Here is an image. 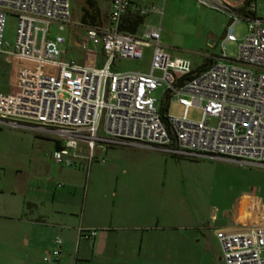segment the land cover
<instances>
[{"label": "built area", "instance_id": "1", "mask_svg": "<svg viewBox=\"0 0 264 264\" xmlns=\"http://www.w3.org/2000/svg\"><path fill=\"white\" fill-rule=\"evenodd\" d=\"M194 1L228 16L219 40L220 60L198 70L165 50L159 23L142 21L139 33L121 27L129 9L142 17L149 12L160 16L162 5L109 0L105 21L79 24L81 35L72 43L82 52L77 61L65 55L62 34H48L52 22L59 30L68 22L69 0H0V53L11 63L9 88L0 91V123L55 135L49 156L59 165L80 159L89 165L93 158L103 160L96 156L97 148L128 144L264 166V15H255L254 1L244 11L222 0ZM7 14L16 17L11 48L3 34ZM240 19L246 22V33L235 56L228 57L223 44L234 40L232 26ZM146 46L151 48L147 71L112 69L114 59H139ZM159 87L164 97L182 106L179 117H161L152 94ZM191 105L201 109L198 120L185 117ZM207 117L215 118V125L207 124ZM261 205L254 204L255 222L215 230L225 264H264ZM93 233L78 227L84 238ZM52 242L42 260L60 264L61 239L54 236Z\"/></svg>", "mask_w": 264, "mask_h": 264}, {"label": "rangeland", "instance_id": "2", "mask_svg": "<svg viewBox=\"0 0 264 264\" xmlns=\"http://www.w3.org/2000/svg\"><path fill=\"white\" fill-rule=\"evenodd\" d=\"M222 1L233 8L244 3V0ZM248 1L257 3V14L264 15V0ZM96 5L104 21L108 2L96 0ZM83 6L84 0H69L68 22L60 30L57 23L52 22L48 31L49 36L59 33L67 39L65 55L73 56L77 61L82 58V52L72 43L74 38L81 35L79 17ZM148 19L155 20L154 16L145 17V20ZM227 21V14L215 7L197 4L194 0H164L160 17V42L168 53L188 59L193 67L203 60L204 55L219 54V40ZM15 26L16 17L7 14L3 34L8 41V48L12 47ZM140 30L141 26L137 32ZM245 33L246 22L240 19L232 26L234 40H227L223 44L226 56H235ZM211 34L215 37L212 38ZM210 38L213 39L211 45L208 44ZM3 57L0 53V91H7L10 65ZM224 62L230 64L228 60ZM112 66L116 70L144 68V58L115 59ZM162 93L160 87L152 91L156 107L162 102ZM166 113L179 117L182 106L173 98H168ZM200 116L199 106L187 107L186 119L195 121ZM206 122L215 125L216 119L207 117ZM54 136L28 127L0 123V178L8 181L28 178L29 186L31 179L32 187L41 190L42 181H45L48 193L56 182L62 184L58 189L64 188L65 182H71L75 185L74 200L79 201L78 205L86 194L92 197V204L112 207L109 196L104 198L101 194L114 190V208L133 209L139 206L151 214L160 215L159 223L189 226L182 233L211 243L214 241L211 231L204 226L211 212L215 215L211 225L216 226L221 223L223 213L233 212L237 205L251 204L264 196L263 165L174 155L160 149L143 152L132 150L125 144H108L102 153V161L93 158L91 164L87 165L83 161L81 166L77 160L73 164H78L81 172H73L65 165L54 163L48 156V150H51L49 138ZM77 151L84 153L82 147H78Z\"/></svg>", "mask_w": 264, "mask_h": 264}, {"label": "crops", "instance_id": "3", "mask_svg": "<svg viewBox=\"0 0 264 264\" xmlns=\"http://www.w3.org/2000/svg\"><path fill=\"white\" fill-rule=\"evenodd\" d=\"M132 1L139 5L158 2L157 5L160 6L163 5L164 0ZM107 2L109 9V0ZM247 4L243 3L232 8L238 11V8L242 7L244 11ZM256 10L255 15L259 16ZM147 16H154L155 20H145ZM160 17L158 13L149 12L142 21L160 25ZM100 21H102L101 18ZM211 37L214 38L215 35L211 34ZM212 38L208 40L210 45L213 43ZM67 42L66 39L65 48ZM150 50L149 46L144 47L141 57L134 59L144 58V68L137 69L147 71ZM218 55L214 53L204 55L203 60L192 68L198 70L206 67L213 61L220 60ZM3 59L10 65V76L11 63L5 57ZM100 59L101 57L98 61ZM117 59L133 60V58ZM113 62L112 69H114ZM162 95L164 98L163 93ZM49 139L52 149L56 144L55 137ZM124 146L140 151L156 152L158 150L139 145L125 144ZM96 151L102 155L105 147L97 148ZM49 153L50 150H48V156ZM83 161L80 159L78 163L83 166ZM65 166L71 168L73 172H81L78 164ZM32 185L30 179L29 186L28 178L13 181L0 178V264H46L42 256L53 246L54 236H59L61 239L58 255L60 264H225L214 235L215 230L239 229L255 222L254 204L256 201L264 204V196H262L251 204L237 205L233 212L223 213L221 223L216 226L211 225L215 221V215L211 212L208 222L204 225L211 231L214 240L211 243L182 233L186 232L189 226L179 227L171 223H159L160 215L151 214L139 206L133 209L114 208V190L101 194L104 198L109 196L112 205V207H105L100 203L92 204V197L90 195L87 197L86 194L78 205L79 201L74 200L75 185L71 182H65L62 189H58V186L62 184L56 182L52 185L50 193L44 186L45 181L41 184L43 190L33 188ZM136 202L138 203L139 200ZM263 207L261 205L260 209ZM78 227L93 229L94 233L84 238L78 234Z\"/></svg>", "mask_w": 264, "mask_h": 264}, {"label": "trees", "instance_id": "4", "mask_svg": "<svg viewBox=\"0 0 264 264\" xmlns=\"http://www.w3.org/2000/svg\"><path fill=\"white\" fill-rule=\"evenodd\" d=\"M248 2H249L248 0H244V4H247ZM242 10H243L242 7L238 8V11H242ZM142 18L143 17L139 15L136 12V10L129 9L126 12L125 23L122 24L121 27L130 32H135L137 27L142 22ZM99 21H100V16H99L98 7L96 5V0H84V6L82 8L79 17V22L81 24H97ZM166 100L167 97H164L162 99L161 104L157 107L163 119H165V114H166Z\"/></svg>", "mask_w": 264, "mask_h": 264}, {"label": "water", "instance_id": "5", "mask_svg": "<svg viewBox=\"0 0 264 264\" xmlns=\"http://www.w3.org/2000/svg\"><path fill=\"white\" fill-rule=\"evenodd\" d=\"M210 42V41H209Z\"/></svg>", "mask_w": 264, "mask_h": 264}]
</instances>
